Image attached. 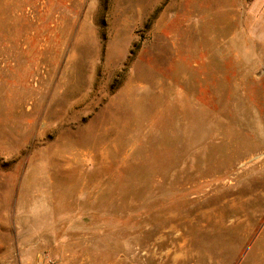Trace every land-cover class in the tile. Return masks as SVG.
Returning a JSON list of instances; mask_svg holds the SVG:
<instances>
[{"label":"rangeland","instance_id":"obj_1","mask_svg":"<svg viewBox=\"0 0 264 264\" xmlns=\"http://www.w3.org/2000/svg\"><path fill=\"white\" fill-rule=\"evenodd\" d=\"M0 264H264V0H0Z\"/></svg>","mask_w":264,"mask_h":264}]
</instances>
